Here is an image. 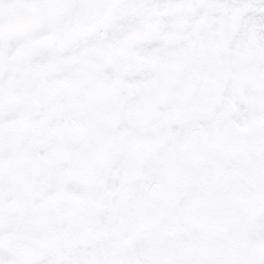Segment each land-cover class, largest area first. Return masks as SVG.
Segmentation results:
<instances>
[{
	"label": "snow or ice",
	"instance_id": "1",
	"mask_svg": "<svg viewBox=\"0 0 264 264\" xmlns=\"http://www.w3.org/2000/svg\"><path fill=\"white\" fill-rule=\"evenodd\" d=\"M0 264H264V0H0Z\"/></svg>",
	"mask_w": 264,
	"mask_h": 264
}]
</instances>
